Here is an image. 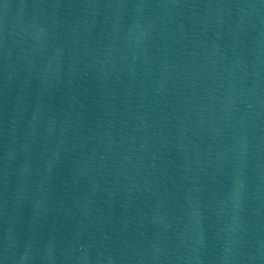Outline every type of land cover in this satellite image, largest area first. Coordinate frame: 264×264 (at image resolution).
<instances>
[{"label":"water","instance_id":"1","mask_svg":"<svg viewBox=\"0 0 264 264\" xmlns=\"http://www.w3.org/2000/svg\"><path fill=\"white\" fill-rule=\"evenodd\" d=\"M0 264H264V0H0Z\"/></svg>","mask_w":264,"mask_h":264}]
</instances>
